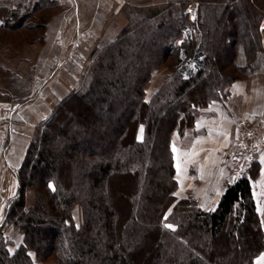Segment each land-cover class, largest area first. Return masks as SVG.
Returning <instances> with one entry per match:
<instances>
[{
	"label": "trees",
	"instance_id": "trees-1",
	"mask_svg": "<svg viewBox=\"0 0 264 264\" xmlns=\"http://www.w3.org/2000/svg\"><path fill=\"white\" fill-rule=\"evenodd\" d=\"M200 4L204 64L193 76H177L174 67L146 99L153 71L170 60L167 47L183 38L189 23L185 5L131 8L123 33L93 62L84 87L38 125L22 165L13 170L19 191L4 218L25 235L24 245L11 253L0 230V264H34L31 250L56 264H254L264 251L252 190L255 162L250 177L229 185L213 209L192 198L176 202V139L192 136L201 110L226 100L235 81L264 71V0ZM62 8V0H0V34L22 32L29 42L40 31L42 41ZM128 63L135 72L124 71ZM0 77L9 94L2 97L15 109L32 100L30 79L1 64ZM127 77L134 85L114 88ZM112 98L125 100V107L110 104ZM102 105L108 114L97 110ZM75 204L82 211L79 227L72 219Z\"/></svg>",
	"mask_w": 264,
	"mask_h": 264
},
{
	"label": "rangeland",
	"instance_id": "rangeland-1",
	"mask_svg": "<svg viewBox=\"0 0 264 264\" xmlns=\"http://www.w3.org/2000/svg\"><path fill=\"white\" fill-rule=\"evenodd\" d=\"M87 1H91V0H87ZM100 1H101L100 6L103 8H105L106 4H110V2H107L108 0H100ZM150 1L151 0H114L113 4H111L113 7H111V10L108 14H104L103 12L96 14V16H98V24H101L100 22H102V20H105L107 22V19L112 18V21L109 22L110 23L114 22V28H112L109 25L110 27L103 29L101 26L95 25L96 27L88 31L82 32L78 30L74 34L71 44L66 47L67 49L66 48L58 49V47L55 46L53 47L45 46L46 43H44V41H45L46 33L44 39L40 41L38 40L39 34H42L40 31L33 32V34H35V37L31 38L29 42L21 40L22 32H19L17 35L14 36V38L7 35L3 36L0 34V64L8 68H12L15 74H17L19 77L26 78L28 80L30 79L29 81H31L32 84L31 92L29 93L30 98H32V100L27 102L25 105L23 104L17 107V109H15L11 100L2 97V96H8L9 94L7 89L5 88V83L2 82V79L0 77V124H1L0 135L1 136L4 135L3 138L0 136V162L1 161L4 162L7 169L10 167L9 164L7 163V159H8L7 157H9V154L12 149V144L11 141L9 140L10 139L9 137L11 134V124H12L11 121H13V118L16 119L17 117H20L22 111H24V109L27 106H29L31 103H33V101H35L33 99H39L43 102H46L48 105H51V107H53V109L51 110V115H52L56 110V108L61 104V102L67 96H69L72 92H74V90H78L84 87L83 84H84L85 74H87L89 69L93 66V64L97 62V59L100 57L102 52L108 47H110L114 42H117V40L123 33V29L124 27H126L130 19L129 17L130 12L128 13L129 11L128 9L131 8L137 9L139 7H144L145 9L152 10V9L170 7L168 9V11H170L172 10L171 8L173 6H176L177 4L186 6L183 15L188 19L189 24L184 29V36L182 39L174 43H171L167 47V51L170 54V60L166 63L165 66L156 68L153 71L152 76L146 85V89H145L146 99H150L152 95L156 93V91L159 89L166 76L173 74L174 67L176 68V75L180 73L182 75L186 74L188 75L187 77H190L197 72L196 71L197 68L199 70L203 66L204 54L200 47L202 40V31L199 27L200 14H201L200 3L202 0H157V2L159 1L161 2L157 3L156 5L154 0H153L154 2L152 3H150ZM191 11H193L194 14V17L192 18L190 17ZM59 13H57L56 15H58ZM134 23H137V21H135ZM263 28H264V15L259 26V34L261 38L260 45L264 53ZM144 38L145 36L142 37V39ZM221 40H222L221 37H218L216 34H214L213 41L215 42V44L218 45ZM197 50L203 54L202 65H200L198 62L201 59V56L196 54ZM42 53L45 54L46 56L49 55L48 62L54 65V67L51 66L49 71H47L46 68L44 69L41 68L40 71L42 72L36 73L34 66H36L38 69V65L35 64H37L38 58L41 59L43 57ZM130 64L131 63H128L125 66L124 71L125 72L130 71L129 73H133L136 71L137 67H135L134 69L130 66ZM28 66H29L28 74L26 73L27 75L22 76L23 75L22 72L23 73L27 72ZM49 74L50 77H48ZM241 80H246V79H241ZM57 82L58 84H62V86L65 88V89L63 88V90L66 91V92L65 91L62 92L64 94L63 98L61 97L62 99L59 98L60 96H57L52 91V84L54 83L55 85ZM125 85H129V86L134 85L133 78L127 77L125 79L116 80L114 84V88L123 87ZM36 86H37V88L35 89L36 91H34V88ZM113 92H115L114 95H116V92L118 91H113ZM65 93L67 94L65 95ZM117 101L118 102L121 101L120 103H122V105L125 107L126 105L125 100H121V99L115 100V98H112V100H110L109 103L116 105ZM105 108L106 107L102 105L99 108H97V110L100 109L101 111H104V114H108L106 110L107 108L106 109ZM262 114L264 113H261L259 116L252 118L251 120L245 117H241L235 120L231 124L232 125L231 147L230 149L223 151V162H224L223 165L226 166L229 171L227 187L229 185H233V182H232L231 168L230 165L226 162L225 157L234 148L235 136L238 134L237 129H239V127H237V123L241 120H246L249 123L250 122L254 123L261 117ZM111 115H113L114 118L116 117L117 119L120 118V116H118L119 115L118 111L113 112L111 110ZM7 121H8L7 126H3V123ZM40 123H38L36 126H30V130L28 131L29 136L33 128H34V132L32 137L30 138L31 140L28 144V147L30 146V143L34 137L36 128ZM5 127L7 128V133L5 131ZM1 128H4V130H2ZM59 129L60 126H55L53 128V131L57 132V130ZM143 134H144V128L141 127L139 131L140 139L143 138ZM180 141L182 143V140L176 139L174 144L179 143ZM183 143H185V140H183ZM26 153L27 150L25 152V155ZM174 167H175V162H174ZM175 174H176V169H175ZM0 177L5 178V179H0V230L1 232H3V237L5 241L8 242V248L10 249L11 253H13L15 250H17L18 248L24 245L25 235L13 224L4 222V218L8 203L12 198H14L17 195L19 191L18 182L13 171H11L10 173L6 172V175H2V176L0 175ZM249 177L250 174L249 176H247V178ZM136 178L138 179L139 177L137 176ZM138 180H140V178ZM177 191L178 188L175 191L176 192L175 195H177L176 202H179L187 198H192L196 200L193 197L190 196L187 197L183 195L182 192H180L178 195ZM28 195H29V203L31 204L35 193L32 191ZM72 219L77 227H79L80 224L82 223V211L80 205L78 204H75L72 209ZM261 219L264 227V213L261 215ZM171 226L172 228H174L173 225ZM202 251L205 252V250ZM29 253L32 257L34 264H56L53 260H49L46 262L39 260L35 256V253L32 250L29 251Z\"/></svg>",
	"mask_w": 264,
	"mask_h": 264
},
{
	"label": "crops",
	"instance_id": "crops-1",
	"mask_svg": "<svg viewBox=\"0 0 264 264\" xmlns=\"http://www.w3.org/2000/svg\"><path fill=\"white\" fill-rule=\"evenodd\" d=\"M62 1L61 12L53 17L46 27L45 46L64 49L71 44L72 38L78 30L88 31L96 27L95 25L101 26L103 29L110 26L114 28V22L110 23L112 18L107 19V22L102 20L101 24H98V16H96L100 12L108 14L113 7L111 4L114 0H108L107 2L110 4H106L105 8L100 6V0ZM154 1L155 5L161 2ZM154 1L151 0L150 3ZM42 55L43 57L38 58L37 64H35L38 65V69L34 66L36 73L42 72L40 71L41 68H46L49 71L51 66L54 67L48 62L49 55L46 56L43 53ZM28 70L29 66L27 72H22L23 75L20 74L25 76L28 74ZM54 83L52 84V91L60 96L59 98H63L64 87L58 82L55 85ZM36 88L37 86L34 91ZM33 100L35 101L22 111L20 117L13 118L11 121L9 140L12 149L9 157H7V163L10 167L7 169L5 163L1 161V176L20 167L34 132L33 128L29 136L30 126H36L51 115L53 109L51 105L39 99ZM261 113H264V71L256 73L246 80L235 81L230 87V93L226 100L214 102L202 109L194 134L187 136L185 143L182 140V143L180 141L173 147L178 195L182 192L187 197L195 198L202 209H213L227 189L229 171L223 165V151L231 147V124L241 117L251 120ZM7 123L8 121L3 123V126H7ZM1 129L4 130V128ZM5 131L7 133L6 127ZM3 136L1 137L3 138ZM254 165L253 171L256 178L252 180V190L257 212L261 216L264 213V151L256 157ZM0 179L5 178L0 177ZM261 254H264V251Z\"/></svg>",
	"mask_w": 264,
	"mask_h": 264
},
{
	"label": "built area",
	"instance_id": "built-area-1",
	"mask_svg": "<svg viewBox=\"0 0 264 264\" xmlns=\"http://www.w3.org/2000/svg\"><path fill=\"white\" fill-rule=\"evenodd\" d=\"M190 17H194L193 11ZM237 127L234 148L225 157L231 168L233 184L249 176L256 157L264 151V114L254 123L241 120Z\"/></svg>",
	"mask_w": 264,
	"mask_h": 264
},
{
	"label": "snow or ice",
	"instance_id": "snow-or-ice-1",
	"mask_svg": "<svg viewBox=\"0 0 264 264\" xmlns=\"http://www.w3.org/2000/svg\"><path fill=\"white\" fill-rule=\"evenodd\" d=\"M51 187V185H50ZM165 227H169L171 228V225H165ZM254 264H264V254H261L260 256H258L254 262Z\"/></svg>",
	"mask_w": 264,
	"mask_h": 264
},
{
	"label": "water",
	"instance_id": "water-1",
	"mask_svg": "<svg viewBox=\"0 0 264 264\" xmlns=\"http://www.w3.org/2000/svg\"><path fill=\"white\" fill-rule=\"evenodd\" d=\"M176 50V49H175ZM196 54H198V55H200L201 56V59L198 61L199 62V64L200 65H202L203 64V59H202V57H203V54L201 53V52H199L198 50H197V52H196ZM196 71H198V68L196 69ZM178 76H183V77H187L188 75H186V74H184V75H182V74H177Z\"/></svg>",
	"mask_w": 264,
	"mask_h": 264
}]
</instances>
